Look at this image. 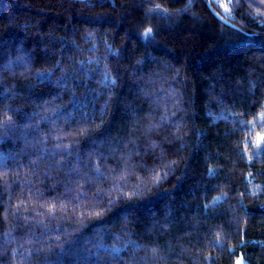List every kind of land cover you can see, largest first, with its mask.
Returning <instances> with one entry per match:
<instances>
[{"label":"trees","instance_id":"obj_1","mask_svg":"<svg viewBox=\"0 0 264 264\" xmlns=\"http://www.w3.org/2000/svg\"><path fill=\"white\" fill-rule=\"evenodd\" d=\"M237 262L264 264V0H0V264Z\"/></svg>","mask_w":264,"mask_h":264},{"label":"water","instance_id":"obj_2","mask_svg":"<svg viewBox=\"0 0 264 264\" xmlns=\"http://www.w3.org/2000/svg\"><path fill=\"white\" fill-rule=\"evenodd\" d=\"M75 1H85V0H75ZM215 16H216L220 21H222L223 23H225V24H227V25H229V26H231V27H234V26H232L227 20H225L224 18L220 17L218 14L215 13ZM234 28H235V27H234Z\"/></svg>","mask_w":264,"mask_h":264},{"label":"snow or ice","instance_id":"obj_3","mask_svg":"<svg viewBox=\"0 0 264 264\" xmlns=\"http://www.w3.org/2000/svg\"><path fill=\"white\" fill-rule=\"evenodd\" d=\"M221 6L225 8V11H228V7L227 6H224V5H221ZM237 264H239V262H237Z\"/></svg>","mask_w":264,"mask_h":264}]
</instances>
